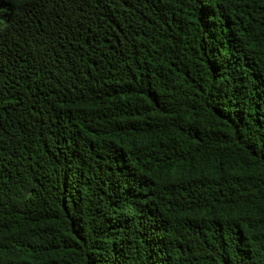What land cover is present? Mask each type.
I'll list each match as a JSON object with an SVG mask.
<instances>
[{
	"label": "trees",
	"instance_id": "1",
	"mask_svg": "<svg viewBox=\"0 0 264 264\" xmlns=\"http://www.w3.org/2000/svg\"><path fill=\"white\" fill-rule=\"evenodd\" d=\"M0 264H264V0H0Z\"/></svg>",
	"mask_w": 264,
	"mask_h": 264
}]
</instances>
